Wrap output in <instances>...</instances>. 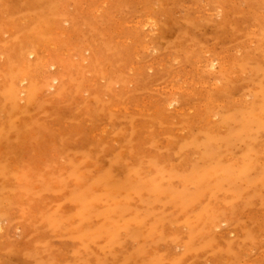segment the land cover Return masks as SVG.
I'll use <instances>...</instances> for the list:
<instances>
[{
  "label": "rangeland",
  "instance_id": "1",
  "mask_svg": "<svg viewBox=\"0 0 264 264\" xmlns=\"http://www.w3.org/2000/svg\"><path fill=\"white\" fill-rule=\"evenodd\" d=\"M0 264H264V0H0Z\"/></svg>",
  "mask_w": 264,
  "mask_h": 264
},
{
  "label": "bare ground",
  "instance_id": "2",
  "mask_svg": "<svg viewBox=\"0 0 264 264\" xmlns=\"http://www.w3.org/2000/svg\"><path fill=\"white\" fill-rule=\"evenodd\" d=\"M68 29V28H67ZM66 40V39H65ZM80 42V41H79ZM85 43V42H84ZM214 71V70H213ZM27 81H28V79H27Z\"/></svg>",
  "mask_w": 264,
  "mask_h": 264
}]
</instances>
